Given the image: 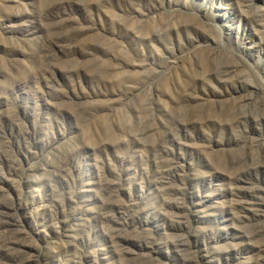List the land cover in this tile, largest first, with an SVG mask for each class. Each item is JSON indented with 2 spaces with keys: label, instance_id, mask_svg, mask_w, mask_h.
<instances>
[{
  "label": "rangeland",
  "instance_id": "rangeland-1",
  "mask_svg": "<svg viewBox=\"0 0 264 264\" xmlns=\"http://www.w3.org/2000/svg\"><path fill=\"white\" fill-rule=\"evenodd\" d=\"M0 264H264V0H0Z\"/></svg>",
  "mask_w": 264,
  "mask_h": 264
}]
</instances>
